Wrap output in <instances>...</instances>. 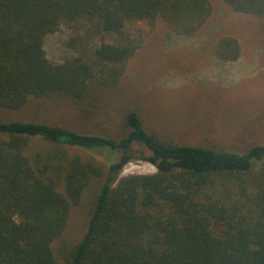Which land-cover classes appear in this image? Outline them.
<instances>
[{
	"label": "trees",
	"instance_id": "trees-1",
	"mask_svg": "<svg viewBox=\"0 0 264 264\" xmlns=\"http://www.w3.org/2000/svg\"><path fill=\"white\" fill-rule=\"evenodd\" d=\"M224 1L264 18V0ZM211 14L209 0H0V108L65 101L86 114L98 89L121 84L141 44L129 28L163 19L192 37ZM62 27L92 56L50 61L44 44ZM215 52L240 58L233 38ZM89 132L0 116V264H264V145L165 142L133 110L116 133ZM134 161L156 172L122 176ZM102 180L86 233L58 257L72 211Z\"/></svg>",
	"mask_w": 264,
	"mask_h": 264
},
{
	"label": "rangeland",
	"instance_id": "rangeland-1",
	"mask_svg": "<svg viewBox=\"0 0 264 264\" xmlns=\"http://www.w3.org/2000/svg\"><path fill=\"white\" fill-rule=\"evenodd\" d=\"M209 2L212 14L192 37L175 34L163 19L154 26L137 23L129 28L141 44L119 87L98 89L88 113L82 114L70 102L46 101L29 103L20 111L0 108V116L47 118L82 133L114 134L133 110L147 131L165 142L235 152L264 145V18L235 13L224 0ZM225 38L238 42V60L217 57L216 47ZM91 45L85 37L62 27L47 38L44 49L50 61L63 63L69 57L92 56ZM68 152L78 154L74 149ZM155 172L150 163L134 161L122 176ZM102 182L91 187L72 211L65 237L53 245L58 257V246L74 244L86 233Z\"/></svg>",
	"mask_w": 264,
	"mask_h": 264
}]
</instances>
